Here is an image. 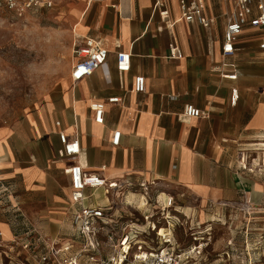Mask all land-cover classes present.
<instances>
[{"label":"crops","instance_id":"obj_1","mask_svg":"<svg viewBox=\"0 0 264 264\" xmlns=\"http://www.w3.org/2000/svg\"><path fill=\"white\" fill-rule=\"evenodd\" d=\"M74 3L73 63L56 120L52 115H31L14 126L0 127L4 240H23L29 234L39 252L43 248L39 237L48 243L72 235L65 173L69 164L62 155L61 132L79 139L83 153L76 161L85 172L130 181L127 202L140 197L135 192L149 198L154 193L173 196L178 210L193 218L244 205L253 212L254 199L263 194L248 175L264 169L261 31L247 29L235 43V55L225 58V15L233 10V1L207 0L206 16L217 18L210 28L185 21L168 27L154 10L155 0ZM179 18L177 0H171V21ZM83 37L101 39L109 58L91 77L74 83V45ZM173 43L184 54L181 60L165 58ZM117 52L131 55V71L125 75L116 70ZM137 75L146 78L144 94L133 92ZM112 97L122 102L107 104ZM94 102L106 103L103 125L94 122L90 109ZM187 105L208 117L178 120ZM115 130L121 132L118 147L111 145ZM60 180L67 184L63 195L58 191ZM140 185L149 186V194ZM93 194L103 197L101 190ZM101 202L105 204L104 199ZM143 218H137L140 224Z\"/></svg>","mask_w":264,"mask_h":264},{"label":"built area","instance_id":"obj_2","mask_svg":"<svg viewBox=\"0 0 264 264\" xmlns=\"http://www.w3.org/2000/svg\"><path fill=\"white\" fill-rule=\"evenodd\" d=\"M226 1H233L234 6L233 10L225 15L223 56L228 58L235 55V43L250 28L261 31L263 40L260 49L264 51V0ZM177 4L180 18L171 21V0H155L154 3V10L170 28L178 21L210 28L217 20L216 17L206 16L207 0H177ZM53 7V0H0V10L10 11L19 18ZM74 57L76 62L72 68L71 79L78 83L91 77L107 63L109 50L101 39L83 37L74 45ZM183 57L180 47L173 43L165 58L181 60ZM116 70L120 75L131 71L129 53H116ZM224 78L236 80L237 75H225ZM133 92L146 93V78L143 75L135 77ZM121 102L122 99L119 97L107 100V104ZM90 109L95 115L94 122L103 125L106 103L94 102ZM207 117L206 112L193 105H187L178 115V120L188 121ZM57 125L60 126V123ZM59 142L62 146V155L69 164L65 173L69 177L73 233L65 241L46 243L44 238L39 237L38 241L43 246L39 252L35 251L31 241L33 236L29 234L23 240L13 239L8 242L0 233V264H199L196 258L204 248V243L201 242L203 238L191 234L195 244L180 247L173 236L177 227L186 229V225L191 223L189 222L191 216L178 210L173 196L149 194L150 187L140 185L143 192L150 195L149 198L136 192L133 194L140 196L133 199L135 203L139 201L143 207L150 206L146 211H142L140 207L133 205V201L127 202L132 187L130 181H110L100 175L85 172L83 166L76 161L83 153L79 139L71 140L61 132ZM120 142L121 132L115 130L111 145L118 147ZM95 190L103 191L101 199H104L105 204L94 196ZM97 199L99 200L96 201ZM119 205L120 209L125 207L124 213L118 209ZM126 207L140 212V216L144 217V224H140L134 212L130 215ZM242 208L247 214L252 211L247 205ZM157 225L166 227L164 226L163 232L153 238L149 234L156 232ZM191 227L189 231H192ZM139 245L145 246L146 249L135 251ZM254 264H264V255L262 260Z\"/></svg>","mask_w":264,"mask_h":264},{"label":"rangeland","instance_id":"obj_3","mask_svg":"<svg viewBox=\"0 0 264 264\" xmlns=\"http://www.w3.org/2000/svg\"><path fill=\"white\" fill-rule=\"evenodd\" d=\"M74 1L53 0L52 9L28 13L23 18L5 9L0 10V127L14 126L31 115H52L56 120L73 63L77 20L72 14L76 5ZM224 2L229 4V1ZM257 171L248 175L259 183L263 194L254 199L251 214L237 207L210 213L207 218L195 216L189 221L192 227H177L173 232L180 247L195 244L191 234L203 238L204 248L197 255V263L254 264L262 260L264 169L259 171L261 174ZM66 188V182L60 180L59 194L63 195ZM133 203L142 211L150 208L143 207L139 201ZM128 209L134 211L136 218L141 217L137 210ZM164 226L157 225L156 232L149 235L155 238L163 232ZM145 249L139 245L134 250Z\"/></svg>","mask_w":264,"mask_h":264}]
</instances>
